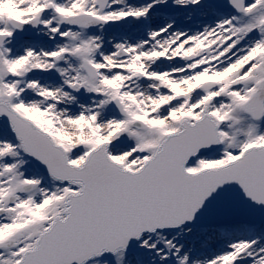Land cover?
Masks as SVG:
<instances>
[{"label":"snow or ice","instance_id":"obj_1","mask_svg":"<svg viewBox=\"0 0 264 264\" xmlns=\"http://www.w3.org/2000/svg\"><path fill=\"white\" fill-rule=\"evenodd\" d=\"M0 264H264V0H0Z\"/></svg>","mask_w":264,"mask_h":264},{"label":"bare ground","instance_id":"obj_2","mask_svg":"<svg viewBox=\"0 0 264 264\" xmlns=\"http://www.w3.org/2000/svg\"><path fill=\"white\" fill-rule=\"evenodd\" d=\"M177 16V21L179 24L181 25H185V26H195L197 24H199V20L196 18H189L187 16H185L182 13H176Z\"/></svg>","mask_w":264,"mask_h":264}]
</instances>
